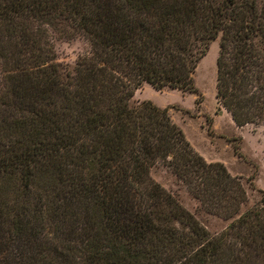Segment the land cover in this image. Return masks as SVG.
Returning a JSON list of instances; mask_svg holds the SVG:
<instances>
[{
	"label": "trees",
	"instance_id": "obj_1",
	"mask_svg": "<svg viewBox=\"0 0 264 264\" xmlns=\"http://www.w3.org/2000/svg\"><path fill=\"white\" fill-rule=\"evenodd\" d=\"M48 31L88 49L62 66ZM216 36L217 103L264 128V0H0V264L264 263V190L240 209L238 176L166 107L128 102L141 82L196 93ZM157 165L225 228L210 235Z\"/></svg>",
	"mask_w": 264,
	"mask_h": 264
},
{
	"label": "rangeland",
	"instance_id": "obj_2",
	"mask_svg": "<svg viewBox=\"0 0 264 264\" xmlns=\"http://www.w3.org/2000/svg\"><path fill=\"white\" fill-rule=\"evenodd\" d=\"M64 27V26H63ZM54 57L62 66L70 68L77 55L88 49L87 41L78 34L72 36L48 31ZM218 36L212 39L199 58L192 73L198 94L162 87L158 90L141 82L128 102L135 105L149 100L158 107H166L170 119L180 128L191 148L206 161H219L226 170L238 176L246 195L244 206L255 203L257 188L264 190V128L253 123L235 125L229 113L214 97L215 56ZM198 104L193 100L198 98ZM149 175L200 223L210 235L225 228L230 218L202 209L183 184L165 167L157 165ZM255 264H264L255 259Z\"/></svg>",
	"mask_w": 264,
	"mask_h": 264
}]
</instances>
